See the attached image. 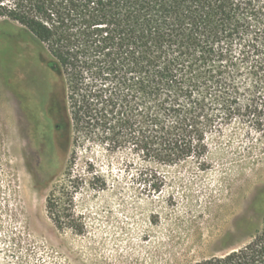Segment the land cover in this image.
Listing matches in <instances>:
<instances>
[{
    "label": "rangeland",
    "instance_id": "374dc122",
    "mask_svg": "<svg viewBox=\"0 0 264 264\" xmlns=\"http://www.w3.org/2000/svg\"><path fill=\"white\" fill-rule=\"evenodd\" d=\"M62 91L44 45L0 20V264H198L262 230V129L242 118L218 127L206 169L195 158L162 165L99 144L73 162ZM77 177L72 210L82 234L59 230L47 211L51 193L59 198Z\"/></svg>",
    "mask_w": 264,
    "mask_h": 264
},
{
    "label": "trees",
    "instance_id": "16d2710c",
    "mask_svg": "<svg viewBox=\"0 0 264 264\" xmlns=\"http://www.w3.org/2000/svg\"><path fill=\"white\" fill-rule=\"evenodd\" d=\"M2 19L33 34L58 68L73 162L99 144L206 169L221 125L242 118L264 131V0H0ZM80 182L47 199L59 230L84 232L72 210ZM198 264H264V225L243 248Z\"/></svg>",
    "mask_w": 264,
    "mask_h": 264
}]
</instances>
